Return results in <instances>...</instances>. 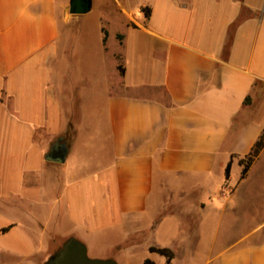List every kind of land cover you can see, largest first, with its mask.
<instances>
[{
	"label": "crops",
	"instance_id": "crops-1",
	"mask_svg": "<svg viewBox=\"0 0 264 264\" xmlns=\"http://www.w3.org/2000/svg\"><path fill=\"white\" fill-rule=\"evenodd\" d=\"M92 1L96 33L73 64L85 15L70 0H0V264L114 235L126 264H165L152 247L176 262L201 239L180 216L200 233L225 214L201 196L234 197L264 134V0ZM252 237L199 264H264Z\"/></svg>",
	"mask_w": 264,
	"mask_h": 264
},
{
	"label": "rangeland",
	"instance_id": "rangeland-1",
	"mask_svg": "<svg viewBox=\"0 0 264 264\" xmlns=\"http://www.w3.org/2000/svg\"><path fill=\"white\" fill-rule=\"evenodd\" d=\"M95 12H91L82 17L81 21L75 22L72 28L73 30L80 31V36L77 39V45L73 49L72 57L76 59L74 63H82V59L86 54V44L87 36L84 35L86 31L95 32L96 22L94 17H96ZM98 25V24H97ZM113 30V29H112ZM83 32V33H82ZM79 33V32H78ZM95 39V36H93ZM89 38V37H88ZM92 39L89 38V41ZM94 43V42H92ZM92 49V47H91ZM233 181H235L237 174L236 171L233 172ZM214 187V186H213ZM222 187L217 186L212 189V193L202 195L201 198H206L207 202L211 201L217 203L218 208L227 207L225 214H220L216 212L207 213V226L205 230L200 233L192 229L193 224L189 223V217L182 215L184 221L187 219L186 227L184 228V234L187 233L191 236L197 234L201 237L198 243H192L188 245L194 256V262H186V248L182 251L180 247H176L174 250L175 253L179 252L175 256V261L172 264H199L203 263L202 261L206 260L208 257L215 256L221 249L225 248L228 245L238 242L241 238L245 236H250L253 234L252 241L262 242L264 241V152L256 160L251 172L245 178L244 182L241 185L240 190L233 197H225L230 195L231 192L223 191ZM229 200V201H227ZM178 211V209H175ZM179 211L181 209L179 208ZM160 230V229H159ZM161 233H163L161 231ZM159 233L160 235H162ZM157 233H149V241H154L152 237L159 236ZM156 235V236H155ZM109 237L105 239H99L96 237L93 240H90V250H88V255L93 259H113L118 264H126L124 262V249L114 247V243L117 242L118 237ZM198 236V237H199ZM160 237V236H159ZM198 241V240H197ZM180 242V241H178ZM172 248V247H171ZM145 252L141 251L136 256V260L131 264H144L143 258ZM192 258V259H193Z\"/></svg>",
	"mask_w": 264,
	"mask_h": 264
},
{
	"label": "water",
	"instance_id": "water-1",
	"mask_svg": "<svg viewBox=\"0 0 264 264\" xmlns=\"http://www.w3.org/2000/svg\"><path fill=\"white\" fill-rule=\"evenodd\" d=\"M92 0H70L69 12L74 16L86 15L91 12ZM65 146L57 148L52 160L61 162L65 159ZM47 264H118L113 259H93L88 255V247L76 238H69L62 248L53 255Z\"/></svg>",
	"mask_w": 264,
	"mask_h": 264
},
{
	"label": "trees",
	"instance_id": "trees-1",
	"mask_svg": "<svg viewBox=\"0 0 264 264\" xmlns=\"http://www.w3.org/2000/svg\"><path fill=\"white\" fill-rule=\"evenodd\" d=\"M142 11L145 14V17L147 19H149L150 14H151V9L148 8V7H145V8L142 9ZM234 28H235V26H233L231 28L232 29V33H233ZM106 37H107V34H106ZM106 39L107 38H105L104 42L106 41ZM119 39L122 40L123 37L122 36H119ZM230 42H231V40H230ZM120 69H122L121 66H120ZM263 150H264V134L261 136L260 140L255 144V146L252 149V151L247 156H245L244 158H242L240 160V165L242 166V174H241V178L242 179H245L248 176V173H249L251 167L256 162V160L258 159V157L261 155V153L263 152ZM231 169H232V161L228 164L227 169H226V180L227 181L230 180V177H231ZM4 231H5V229L4 230H0V232H4ZM61 248H62V246L59 247L56 250V253ZM150 251L152 253H157V254H160V255L166 257L167 260H166V263L165 264H172L173 259H174V253H173V251L171 249L152 247V248H150ZM144 264H156V263L148 259V260H146L144 262Z\"/></svg>",
	"mask_w": 264,
	"mask_h": 264
}]
</instances>
